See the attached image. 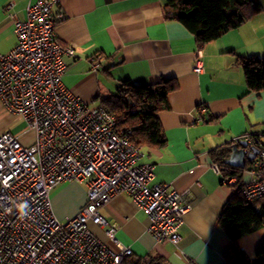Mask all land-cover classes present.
Listing matches in <instances>:
<instances>
[{
  "label": "crops",
  "instance_id": "0c3cea01",
  "mask_svg": "<svg viewBox=\"0 0 264 264\" xmlns=\"http://www.w3.org/2000/svg\"><path fill=\"white\" fill-rule=\"evenodd\" d=\"M36 0H0V54L17 45L15 20L27 18L29 3ZM264 7V0H260ZM12 5L9 11L6 8ZM65 19L57 24L62 46L74 49L65 56L67 88L91 106L114 93L124 80L139 84L161 78L177 79L179 88L169 96V109L159 113L167 137L160 149L142 148L140 163L154 166L155 180L186 196L191 209L183 215L179 245L157 243L149 232L150 219L125 194L114 196L102 210L118 226L116 237L137 259L161 264H226L231 246L218 226L231 188L216 172L211 151L250 134L264 147V92L252 93L238 60L264 58V11L242 27L200 47L192 34L177 22L164 18L162 0H61ZM200 59L202 72L193 65ZM94 60L101 64L93 71ZM10 131L21 138L35 131L0 102V134ZM248 175L244 172L243 181ZM84 183L64 182L51 192L53 211L60 220L75 216L86 202ZM260 207L264 198L254 202ZM91 229L112 250L117 246L105 229ZM264 242V227L242 238L239 246L255 257Z\"/></svg>",
  "mask_w": 264,
  "mask_h": 264
},
{
  "label": "built area",
  "instance_id": "2783aa9c",
  "mask_svg": "<svg viewBox=\"0 0 264 264\" xmlns=\"http://www.w3.org/2000/svg\"><path fill=\"white\" fill-rule=\"evenodd\" d=\"M56 4L61 0L29 3L27 18L15 20L17 45L0 54V102L36 135L24 146L12 132L0 134V264H122L133 251L118 240V226L102 212L120 194L149 217L157 243L178 246L190 202L168 183L157 182L152 164L140 163L141 147L130 133L120 132L108 108L91 106L67 88L64 57H73L74 49L58 41L56 26L65 14L53 13ZM199 58L195 73L202 72ZM92 70H101L97 60ZM241 140L255 142L250 134L236 138ZM213 168L220 172L217 164ZM246 173L242 194L252 204L264 198V147ZM64 182L84 183L87 197L75 216L62 221L53 211L51 192ZM223 183L233 186L236 178ZM89 224L104 228L117 251Z\"/></svg>",
  "mask_w": 264,
  "mask_h": 264
},
{
  "label": "trees",
  "instance_id": "16d2710c",
  "mask_svg": "<svg viewBox=\"0 0 264 264\" xmlns=\"http://www.w3.org/2000/svg\"><path fill=\"white\" fill-rule=\"evenodd\" d=\"M166 21L183 25L203 47L221 38L225 33L239 29L253 17L264 11L260 0H162ZM242 67L246 86L252 93L264 92V58L255 56L238 60ZM179 88L177 79L161 78L147 84L124 80L114 93L101 98V105L112 112L120 132L130 133V140L146 149H160L166 146L167 137L159 113L169 109V96ZM229 144L211 151L224 178H236L230 186L231 196L218 220V226L226 233L231 246L225 252L226 264H264V242L255 257L249 256L239 241L264 227V204L258 207L248 203L242 194L246 168L229 166ZM122 264H161L150 259L145 262L133 256H126Z\"/></svg>",
  "mask_w": 264,
  "mask_h": 264
},
{
  "label": "water",
  "instance_id": "95a60500",
  "mask_svg": "<svg viewBox=\"0 0 264 264\" xmlns=\"http://www.w3.org/2000/svg\"><path fill=\"white\" fill-rule=\"evenodd\" d=\"M261 142L256 139L253 145L241 140L229 144V156L225 163L229 166L245 169L247 162H252L258 155Z\"/></svg>",
  "mask_w": 264,
  "mask_h": 264
},
{
  "label": "rangeland",
  "instance_id": "374dc122",
  "mask_svg": "<svg viewBox=\"0 0 264 264\" xmlns=\"http://www.w3.org/2000/svg\"><path fill=\"white\" fill-rule=\"evenodd\" d=\"M24 121V120H23ZM25 122V121H24ZM26 124V122H25ZM34 139V134L33 132H28L27 134H25L22 138H21V142H24V143H30L32 142ZM89 227L91 229V224H89ZM92 230V229H91ZM93 231V230H92ZM99 239V235L97 233H94ZM101 240V239H100ZM103 242V240H101ZM104 243V242H103Z\"/></svg>",
  "mask_w": 264,
  "mask_h": 264
},
{
  "label": "clouds",
  "instance_id": "9594fccd",
  "mask_svg": "<svg viewBox=\"0 0 264 264\" xmlns=\"http://www.w3.org/2000/svg\"><path fill=\"white\" fill-rule=\"evenodd\" d=\"M22 208H26L27 207V204L25 203L24 205L21 206Z\"/></svg>",
  "mask_w": 264,
  "mask_h": 264
}]
</instances>
